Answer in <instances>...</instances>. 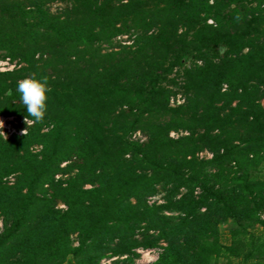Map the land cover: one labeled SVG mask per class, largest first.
Here are the masks:
<instances>
[{"label":"trees","instance_id":"16d2710c","mask_svg":"<svg viewBox=\"0 0 264 264\" xmlns=\"http://www.w3.org/2000/svg\"><path fill=\"white\" fill-rule=\"evenodd\" d=\"M50 1L0 0V53L18 63L0 72V116L27 115L18 81L50 87L42 123L0 136V264L153 248L149 264H264V0Z\"/></svg>","mask_w":264,"mask_h":264},{"label":"rangeland","instance_id":"374dc122","mask_svg":"<svg viewBox=\"0 0 264 264\" xmlns=\"http://www.w3.org/2000/svg\"><path fill=\"white\" fill-rule=\"evenodd\" d=\"M47 6L49 7V9L52 12L58 11L60 8L63 7V5L57 1H50L47 3ZM208 23H212V20L209 19ZM134 35H130V34H121L119 36H117L114 40L113 45L116 47L119 46H130L133 43L134 40ZM107 47V46H105ZM15 67H18V63L16 60L12 61L10 60V58L8 57H3L2 54L0 53V72H4V71H9L14 69ZM184 102V96L180 93H178L175 96H172L170 98L169 104L174 106V105H178V104H182ZM262 104L264 105V99H262ZM6 117H10V116H6ZM14 119L10 120V119H6V120H2L4 122V127L3 129H0V132L3 131L6 135V138L10 137V135L12 132L14 131H20L22 129H25L27 126L24 123V121L16 116H13ZM47 128H45L46 130ZM186 132L184 131H171L170 136L172 138H178L179 136H183L185 135ZM5 135H1L2 137L5 138ZM130 139L136 142H143L146 139V135L145 133L140 130L137 129L135 131H133L130 134ZM33 151L36 152L40 149V146H34ZM197 156L199 158H205V159H210L212 157V154L208 151V150H204V151H200L197 153ZM68 162H64L61 164L62 167H65L66 164ZM73 173H58L55 178L56 179H62V180H66L68 179ZM257 174L261 177H264V162H262L259 167L257 168ZM15 177L13 175H10L8 177L5 178V180L8 182V184H12L14 182ZM163 192L153 195L151 197H148L147 201L149 204H152L154 202L156 203H161L163 202ZM57 208L64 210L66 207L64 204L59 203L57 205ZM261 219L264 218V214H261ZM227 227V224H222L221 229H225ZM3 229V223L0 220V231H2ZM261 225L257 224L256 227L254 229H251L249 231V233L254 234L255 236L259 235V233L261 232ZM224 233V237L227 235L226 231H223ZM71 240L73 242V245L76 246L78 244L77 242V235L73 234L71 236ZM222 240L224 242H226L225 238H222ZM160 245L164 246L165 243L163 241L160 242ZM161 249L160 248H153V249H137L136 252L138 253L137 257L133 258V262H128L126 256H114V257H106L103 258L100 261V264H149L152 263L153 261H155L158 257V254L160 253ZM216 263L217 264H252L251 262L249 263H242V261H240L239 259H229L226 258L224 255H220L217 257L216 259Z\"/></svg>","mask_w":264,"mask_h":264},{"label":"clouds","instance_id":"9594fccd","mask_svg":"<svg viewBox=\"0 0 264 264\" xmlns=\"http://www.w3.org/2000/svg\"><path fill=\"white\" fill-rule=\"evenodd\" d=\"M16 91L21 103L27 110V115L24 117L26 126L42 123L47 112V93L50 91L47 77L42 79H37L35 76L25 77L18 81ZM3 127L4 122L0 120V129ZM0 134L5 135L3 131ZM22 134L27 135V127L22 130Z\"/></svg>","mask_w":264,"mask_h":264},{"label":"built area","instance_id":"2783aa9c","mask_svg":"<svg viewBox=\"0 0 264 264\" xmlns=\"http://www.w3.org/2000/svg\"><path fill=\"white\" fill-rule=\"evenodd\" d=\"M6 119H10V120H12V119H14V117L13 116H10V117H6V116H3V115H1L0 116V120H6ZM22 120L24 121V118H22ZM22 130H24V129H22ZM22 130H20V131H14V132H12L11 134H22ZM2 132V131H1ZM1 135H3V134H1ZM11 136V135H10Z\"/></svg>","mask_w":264,"mask_h":264}]
</instances>
